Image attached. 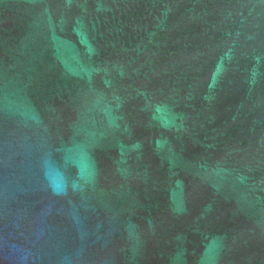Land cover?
I'll use <instances>...</instances> for the list:
<instances>
[{
    "label": "water",
    "instance_id": "water-1",
    "mask_svg": "<svg viewBox=\"0 0 264 264\" xmlns=\"http://www.w3.org/2000/svg\"><path fill=\"white\" fill-rule=\"evenodd\" d=\"M0 264H264V0H0Z\"/></svg>",
    "mask_w": 264,
    "mask_h": 264
}]
</instances>
